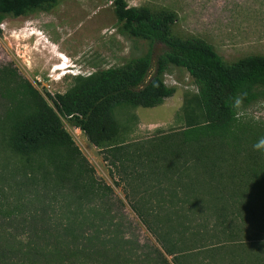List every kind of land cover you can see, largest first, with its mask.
I'll return each instance as SVG.
<instances>
[{"label": "trees", "instance_id": "1", "mask_svg": "<svg viewBox=\"0 0 264 264\" xmlns=\"http://www.w3.org/2000/svg\"><path fill=\"white\" fill-rule=\"evenodd\" d=\"M59 1L0 0V24L8 16L50 10ZM109 1L119 31L148 41L145 53L122 65L75 75L71 87L55 95L45 96L30 80L18 78L15 69H1L0 88L5 86L8 103L0 130L5 148L16 160L7 172L5 195L0 190V218H23L29 221L28 233L41 224L77 241L75 226L55 222L52 210L68 194L83 202L112 191L97 183L95 169L66 129L64 117L100 149L115 184L156 237L165 262L171 256L174 264H228L219 261L227 248L235 253L248 243H264V171L245 163L264 154L253 149L264 137V122L242 119L240 108L234 106L237 96L244 97L243 106L262 96L264 55L226 60L201 37L175 35V12ZM156 42L164 43L166 50L154 61ZM171 65L185 68L198 88L195 96L185 97L183 129L149 142L121 138L134 132L139 117L125 112L120 121L117 108L156 107L173 96L176 88L165 82ZM249 171L255 177H245ZM151 177L159 184L175 179L181 190L171 191L188 205L171 214L157 206L166 190H129L133 179L145 184ZM198 197L206 214L202 220L197 218ZM181 218L188 220L179 225ZM233 219L250 225L235 227ZM30 248L43 255L36 244L30 243ZM257 250L254 262L264 264V252Z\"/></svg>", "mask_w": 264, "mask_h": 264}, {"label": "rangeland", "instance_id": "2", "mask_svg": "<svg viewBox=\"0 0 264 264\" xmlns=\"http://www.w3.org/2000/svg\"><path fill=\"white\" fill-rule=\"evenodd\" d=\"M126 1L130 6L146 5L153 10L175 12L177 20L172 25L175 35L201 37L226 60L251 54L264 55V0ZM119 25L109 0H60L50 10L8 16L0 24V75L1 69L8 67L17 71L18 78L30 80L45 96L47 92L52 95L63 93L71 87L75 75L122 65L148 50V41L122 34ZM165 50L164 43L156 42L154 61ZM55 67L61 68L56 70ZM165 82L174 86L176 92L162 104L156 107L127 106L126 111L125 108H117L115 114L120 121L125 112L136 113L139 117L134 132L121 138L129 142H149L180 133L185 123L182 108L185 97L195 96L198 88L190 73L175 65L169 67ZM260 90L263 94L258 100L247 106L241 105L239 116L242 119L264 122V87ZM49 102L53 105L52 100ZM5 103L8 102L4 86L0 88V128L4 121ZM62 121L94 167L101 189L105 190L109 185L112 191H108L107 196L83 202L68 194L52 210L55 222L75 226L77 241L62 235V231L48 230L41 224L28 233L25 228L29 221H23V218H0V264H174L171 256H168L167 263L159 255L157 248L160 245L156 237L132 210L124 190L115 184L100 149L66 118L62 117ZM3 137L0 130V190L5 195L7 172L16 159L5 148ZM174 180L159 184L151 177L144 184L133 179V186L128 184V187L129 190L133 187L134 190L147 187L166 190L157 206L172 214L181 206L188 205L187 201H180L181 195L178 197L177 191H171L181 190ZM200 198L196 208L197 218L202 220L206 214L200 209L203 205ZM185 220L188 219L181 218L176 222L179 224ZM231 225L250 224L233 219ZM30 243L43 249V255L33 252ZM260 243L240 246L235 253L227 248L226 257L219 261L257 264L254 262L255 250L264 252V243Z\"/></svg>", "mask_w": 264, "mask_h": 264}, {"label": "clouds", "instance_id": "3", "mask_svg": "<svg viewBox=\"0 0 264 264\" xmlns=\"http://www.w3.org/2000/svg\"><path fill=\"white\" fill-rule=\"evenodd\" d=\"M243 99V96H237L234 100V106L236 108H240L243 103ZM255 118L259 120V116H256ZM253 149L256 151L264 152V137H260L257 139V141L253 144Z\"/></svg>", "mask_w": 264, "mask_h": 264}, {"label": "flooded vegetation", "instance_id": "4", "mask_svg": "<svg viewBox=\"0 0 264 264\" xmlns=\"http://www.w3.org/2000/svg\"><path fill=\"white\" fill-rule=\"evenodd\" d=\"M246 162L251 167L258 168V169L261 168L264 171V154L261 158H257V159L248 158V159H246L245 163ZM262 176H264V174ZM245 177H255V174H251V172L249 171L245 174Z\"/></svg>", "mask_w": 264, "mask_h": 264}, {"label": "bare ground", "instance_id": "5", "mask_svg": "<svg viewBox=\"0 0 264 264\" xmlns=\"http://www.w3.org/2000/svg\"><path fill=\"white\" fill-rule=\"evenodd\" d=\"M67 66V65H66ZM61 67H55V69L57 70V69H60Z\"/></svg>", "mask_w": 264, "mask_h": 264}]
</instances>
